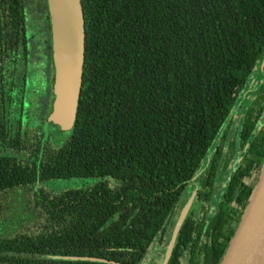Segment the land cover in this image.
<instances>
[{"label":"trees","instance_id":"trees-1","mask_svg":"<svg viewBox=\"0 0 264 264\" xmlns=\"http://www.w3.org/2000/svg\"><path fill=\"white\" fill-rule=\"evenodd\" d=\"M79 1L65 130L45 0L43 28L41 0H0V264H160L190 195L165 264H219L264 165V0Z\"/></svg>","mask_w":264,"mask_h":264},{"label":"water","instance_id":"water-1","mask_svg":"<svg viewBox=\"0 0 264 264\" xmlns=\"http://www.w3.org/2000/svg\"><path fill=\"white\" fill-rule=\"evenodd\" d=\"M53 68L50 120L63 129L72 121L83 58V18L79 0H45ZM182 206L160 264H165L175 234L190 206ZM219 264H264V165Z\"/></svg>","mask_w":264,"mask_h":264},{"label":"rangeland","instance_id":"rangeland-1","mask_svg":"<svg viewBox=\"0 0 264 264\" xmlns=\"http://www.w3.org/2000/svg\"><path fill=\"white\" fill-rule=\"evenodd\" d=\"M41 6L42 8L35 10V12H33L34 16L36 17L37 20V26L39 28H43L41 26H43V20L45 18V8H44V2L43 0H41ZM28 6V5H27ZM30 14V12H29ZM31 18V15L28 16V19ZM46 56L47 53H45V47L44 44L41 41V45L40 43H33L30 46V61H31V66H30V78H29V83H28V91H31L33 89H35L36 87V80L34 79L35 75L37 74V67H39L40 71L42 73H44V60H46ZM261 62H264V55L263 58L261 60ZM38 63V64H37ZM257 74V73H256ZM258 75V74H257ZM257 75L253 76V79L257 78ZM251 78V79H252ZM252 93H247L245 96H247L246 98H248L249 95H251ZM30 96L26 95V100L24 101V108H28L29 107V102L27 99H29ZM34 103V102H33ZM52 104V103H51ZM71 124V123H70ZM55 125V124H54ZM57 126V125H56ZM63 127H67V125H62ZM48 127L51 130V133L53 135L54 140L61 142V140H63L64 138H66L67 133H63V130H60L58 128H54L53 126H50L48 124ZM58 127V126H57ZM67 128H65L66 130ZM64 130V131H65ZM81 183L77 180H61V181H51V182H47L44 183L42 186L44 187V189H47L49 191H59L62 189H66V188H73L78 186V184ZM143 264V263H142Z\"/></svg>","mask_w":264,"mask_h":264}]
</instances>
